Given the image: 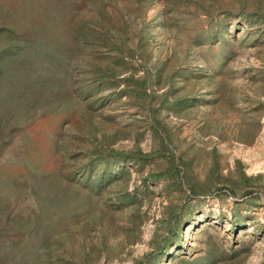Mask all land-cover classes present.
<instances>
[{"label":"rangeland","instance_id":"374dc122","mask_svg":"<svg viewBox=\"0 0 264 264\" xmlns=\"http://www.w3.org/2000/svg\"><path fill=\"white\" fill-rule=\"evenodd\" d=\"M0 264H264V0H0Z\"/></svg>","mask_w":264,"mask_h":264}]
</instances>
